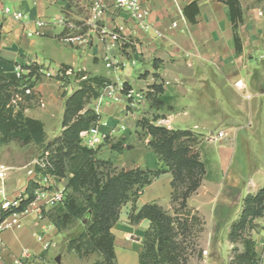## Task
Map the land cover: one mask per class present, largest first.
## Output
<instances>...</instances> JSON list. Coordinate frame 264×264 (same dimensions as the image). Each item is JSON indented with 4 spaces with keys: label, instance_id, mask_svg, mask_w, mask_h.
<instances>
[{
    "label": "crops",
    "instance_id": "1",
    "mask_svg": "<svg viewBox=\"0 0 264 264\" xmlns=\"http://www.w3.org/2000/svg\"><path fill=\"white\" fill-rule=\"evenodd\" d=\"M91 1L5 0L4 4L13 11L21 12L23 19L0 16V57L23 67L36 64L46 69V63H49L56 67V70H50L49 67L46 69L52 73L66 65L74 72L103 76L115 85L128 84L137 91H149L155 84L162 85V97L169 98L168 104L163 107H151V100L145 97L132 107L124 102H111L100 108L102 131L109 134V138L115 140L114 143L123 141L124 147L130 145L131 149L114 151L107 140L97 151V158L114 162L125 170L158 168L161 161L148 145L150 138L142 142L137 135V122L146 112L156 111L164 115L163 124L171 130H190L199 134L203 126V130L213 134L215 132L211 131L210 126H219L218 133L224 132L226 137L210 142L208 136L205 139L207 143L221 142L218 149L219 166L226 178L232 175L231 181H245L237 157H230L224 152L230 149L226 147V140L233 143L241 131L234 127L236 122H230L226 130L221 128L225 122V112L219 119L223 111L218 108V102L221 88L228 86L233 88L234 93L229 96L233 103L232 109L235 106L237 111L246 112L245 100L256 99L258 109L254 114L249 105L248 127H253V115L257 117L264 111V64L256 65L253 62L259 50L264 48V17L258 14L260 11L264 13V0H258L259 3L257 0H241L245 20L239 29L241 51L236 49L230 10L216 0H178L179 6L175 0H149L150 30L139 28L128 14L117 12L113 2L108 0L109 9L103 17V24L109 30L120 29L129 39L127 45L108 53L110 62L106 61L104 44L96 35H91L88 43H70L65 39L69 30L60 23L65 19L77 26L84 25L89 16ZM193 2H197L200 10L196 24H191L182 12L186 5ZM39 22L44 25H38ZM34 92V98L44 99L45 106H28L26 116L40 120L46 132L52 121L59 119L62 131L65 100L72 93L71 87L60 89L59 82H44L38 83ZM27 103L31 104V99ZM209 118L216 119L210 121ZM257 121L264 126L263 117ZM259 170L257 168L255 175ZM260 171L259 183L250 179L253 186L245 193V190H240L239 196L245 198L248 194L257 193L264 183V170ZM172 181L173 175L168 172L156 178L137 200V210L152 203L165 207L172 193ZM66 184L67 179L59 182L63 188ZM233 188L225 183L219 186L214 202L215 229H221L222 224L231 225L236 220L219 216L220 211L225 213L229 209V201L225 199L232 196ZM23 222L24 226L20 229L8 228L0 233V264L9 263L24 251L30 253L31 264H50L52 259L59 256L56 255L57 249H54L59 232L51 224L32 217L25 218ZM116 227L117 230H114ZM149 227L150 221L147 219L142 220L138 226L115 225L112 232L118 264H139V254L143 249L142 233ZM34 234L42 235V241ZM254 241L256 259L264 261V230L255 234ZM49 243L53 247L45 250V245ZM228 246L230 242L226 240L209 241L208 249H204L206 256L199 264H226L224 254ZM189 264L197 262L192 259Z\"/></svg>",
    "mask_w": 264,
    "mask_h": 264
},
{
    "label": "trees",
    "instance_id": "2",
    "mask_svg": "<svg viewBox=\"0 0 264 264\" xmlns=\"http://www.w3.org/2000/svg\"><path fill=\"white\" fill-rule=\"evenodd\" d=\"M216 1L228 6L236 49L241 51L239 29L245 21L241 0ZM182 12L191 24L197 23L200 14L197 2L186 5ZM1 40L0 34V45ZM17 67L29 69L30 78L36 76L32 88L41 78L39 69H43L36 64L18 66L0 57V149L14 141L40 146L46 151L40 158L45 157L48 162L42 172L60 180L67 179L64 201L47 211L45 216L59 233L70 230L77 223L83 226L79 234L68 241V251L84 260L99 256L100 259L92 264H118L112 229L119 222L123 206L137 202L147 186L168 172L173 175L172 201L179 207L175 209V217H172L158 203L147 204L132 217L136 222L145 219L150 221L143 239V250L139 254V264H188L190 237L195 228L198 227L201 233L204 227L202 218L195 215L188 205L207 172L199 149H196L199 136L190 130H171L155 125L154 120L141 119L137 127L150 136L149 146L164 166L155 170L137 168L112 171V163L97 159V151L84 146L80 137L82 132L96 126L101 120L93 109L86 108L87 104L98 99L104 88L113 84L112 81L83 71L74 72L66 65L61 66L60 72L71 71V74L57 77L59 81L75 77L80 83L65 101L60 135L45 145L44 124L25 115L26 105L13 103L15 94L20 92L17 90ZM131 89L128 84H124V92ZM150 89L153 90L149 99L151 107L159 108L168 104L169 98L162 97V85L155 84ZM30 99L32 97L27 96L26 102ZM111 148L118 152L131 149L130 145L124 147L123 141L112 144ZM35 188L30 183L27 185L25 194L29 199L23 202L21 209L34 198ZM8 215L9 212H0V224ZM260 218L264 219V185L255 195L244 198L242 215L232 226L231 243L241 240L245 250L231 264L259 263L255 252L256 242L243 234L254 230L257 226L255 221Z\"/></svg>",
    "mask_w": 264,
    "mask_h": 264
},
{
    "label": "rangeland",
    "instance_id": "3",
    "mask_svg": "<svg viewBox=\"0 0 264 264\" xmlns=\"http://www.w3.org/2000/svg\"><path fill=\"white\" fill-rule=\"evenodd\" d=\"M259 51L260 53L253 60L254 64L256 65L264 64V48H261ZM262 56L263 58H261ZM48 67L50 68V70H56L55 66H53L52 64L46 63V69H48ZM55 74L56 72H53V76L49 78L41 77L38 80L37 84L44 83V82H47L48 84H57V82H59L60 89L65 88V87H68V88L71 87L72 93L78 88L80 80L76 79L75 77H70L69 80L59 81L58 78L55 76ZM232 89L233 88L230 86L221 88V91H220L221 97L219 98L218 108H221L223 112L219 114V119H221V114L225 112L223 120L227 123L225 124L224 122L221 128L223 130H226L229 128L228 125L230 124V122H236L234 127L237 128L238 130L240 129L241 132L237 134V139L233 140V143L229 140H226V143H227L226 147L228 146V148L230 149L224 152L226 153V155L227 154L230 155V157L231 156L237 157L236 159H237V164L239 166V169L242 170V174H244L243 176L246 177V179L245 181L243 180L241 183H236L235 179L231 181L232 175H230L229 178L227 179L226 175L220 170V166H219L220 157L218 154V149H219V145L221 144V142L207 143L208 140L206 141L205 139V136H208L209 142L212 141L213 140L212 136H217L218 134L219 126L217 127L215 125L210 126L212 127L211 131L215 132L213 134H211L208 131L206 132L205 130H203V126L200 127L201 130L199 134L194 132L195 135L199 136V139H198L199 146H196V149H199L201 159L206 165V169H207V172L203 179L201 187L195 194H193L190 197L188 201L189 208L194 210L195 211L194 214L201 217L204 222V227H203L202 232L201 233L198 232L199 228L197 227L195 228L193 235L190 237L191 238L190 239V249L188 251L190 255L189 262L192 259H194L197 262V264H199V262L206 256V251L204 249H208V243L211 240H214L216 242L226 240L227 242H230V246H228L225 249V254H224L226 264H231L233 260L235 259V257L240 252H243L245 250L241 240H237V242H235L234 244H232L230 240V233L232 230V226L234 225V223H236V221H239L242 215V211H243L244 198H242V196H239V193H240V190L242 192L245 190L244 193L248 192V188L250 186H253V183L250 181V179H252L253 181H256L258 184L260 181L259 179H261L260 170L262 171L264 170V126H261L257 121V120L260 121L262 117L264 118V111H262V113L257 117L256 115H253V119H254L253 127H248L249 118H250L249 117V105L251 104L252 112L254 114V111L258 109L257 108L258 103L256 102L257 100L256 99L252 101L245 100L246 112L245 110L244 112L237 111L235 106H233V109H232L231 107L233 103L229 97L234 94ZM67 92H69V90H67ZM137 92L142 93L143 97L144 98L146 97V99L148 100L151 98L150 95L153 94V90H149V91L142 90V91H137ZM64 96H66V94ZM31 101H32L31 104H28V103L25 104L26 108L30 105L35 106L36 104L40 106L38 101H40V103H43V105L45 106L44 99L37 100L36 98L35 99L32 98ZM94 101L95 100L90 101V103L87 104L86 108L93 109ZM144 115L145 116H143L141 119H148L149 121L154 120L155 125L166 127L165 124H163L164 121L162 120L165 118L163 114L158 113L156 111L153 113L148 111ZM215 119L216 118L214 119L209 118L208 120L215 121ZM202 120L206 121L207 119H202ZM46 130L47 132L45 131L46 132V142H45L46 144L45 145L52 143L60 135L61 133L60 132L61 131L60 120L59 119L53 120L51 125ZM137 135H138V138H140L142 142H144V140L147 139V137L150 138V136H148L147 133L141 128H139V132H137ZM114 141H115L114 139H110V138L108 139V143L111 145L114 144ZM104 145L105 144H103L102 146ZM102 146L97 148L96 151H98ZM45 152L46 151H44V149L40 146H37L33 143L24 144L21 141L11 142L10 144L4 145L0 149V164H5L9 168L8 181H7V191L9 194H12V193H16V195L17 194L21 195L22 193L25 194V190H23V187H25V185L26 186L28 185V181H29V180L27 181V179H29L28 170L33 167V163L37 159L44 156ZM108 162L112 163L111 164L112 166L110 167V170L112 171L119 172L121 170H125L124 168H121L120 166H116L114 162H111V161H108ZM163 166L164 165L161 164L158 168L163 167ZM257 168L260 170L255 175ZM218 180L219 182H217ZM223 183H225L226 186L234 187V188L231 191L232 196L228 200L225 199L227 202L229 201L228 203L229 209L225 213L220 211L219 216H221L222 219H226L227 217H229L231 219L236 218V220L231 225L225 226L222 224L221 229H215L213 227L214 220H215L214 210L216 207V204L214 206V202H215L217 193L219 191V186H221V184ZM234 184H237V185H234ZM263 185L264 183L262 184V187ZM172 192H173V189H172ZM255 194L256 193L248 194V195H255ZM165 203H166L165 207L160 205L162 209L164 210V212H166L168 215L172 217H175V209L179 207L178 204L172 201V196H170V198ZM136 205L137 204L135 202V203H128L125 206H123L121 213H120V217L122 218V220L119 221L120 223H117L119 224V226L120 225L138 226V224L142 220L136 222L132 218L136 214H138V212L140 211V210L139 211L137 210L138 208ZM180 214H182V212ZM45 222L48 224H51V222L48 219ZM255 225L257 226L254 230L245 232L243 236L248 239L254 240L255 234L258 233L259 230H262V227L264 225V219L260 218L256 220ZM82 228L83 226L80 223H77L70 230H64L61 233H59V235H57V240L55 241L56 247H54V249H57L58 252L56 255L57 256L59 255V256L56 259H52L50 261L51 262L50 264H92L94 261H97L98 259H100L99 256L94 255L90 260H84V259H80L74 252L68 251L67 249L68 241L76 237L79 234V232L82 230ZM114 230H117V227ZM147 230H145V232ZM145 232L142 233L143 234L142 235V245H143V239H144ZM135 236L139 237L138 234H135ZM129 238H130V235H129ZM58 258H59V262H57Z\"/></svg>",
    "mask_w": 264,
    "mask_h": 264
},
{
    "label": "built area",
    "instance_id": "4",
    "mask_svg": "<svg viewBox=\"0 0 264 264\" xmlns=\"http://www.w3.org/2000/svg\"><path fill=\"white\" fill-rule=\"evenodd\" d=\"M108 0H92L89 6V16L84 25L77 26L72 22L61 20L60 23L64 25L68 30V36L66 40L70 43H88L91 40V35H96L99 40L104 44L106 52V61L110 60L108 53L118 50L124 45L129 43V39L121 32L120 29L116 28L113 30L107 29L103 24V17L106 15L109 6L107 5ZM113 2V7L120 14H128L136 25L145 30H150L151 26L148 23V19L151 15V9L149 7V0H110ZM5 0H0V16L2 17H13L16 20L23 19L21 12L13 11L11 8L4 4ZM178 5V0H175ZM260 17H264V13L260 11ZM38 25H44L43 22H39ZM174 26H176L174 24ZM110 62V61H109ZM71 71L66 73L56 72V77H65L70 75ZM29 69L16 68V76L19 79L18 91L15 94L13 103L16 105L22 103L25 105L26 97L30 96L33 99L35 96L34 88L31 84L36 81V76L30 78ZM41 77H52L53 73L46 69H39ZM143 95L134 89L124 92V84H112L108 85L102 91V94L98 99L94 101L93 110L99 114L100 108L108 103H121L124 102L128 106H134L136 102L143 99ZM37 100L40 98H36ZM41 107H44L43 103L38 101ZM26 110V108H25ZM101 121L91 129L81 133L80 137L82 144L90 149L96 150L103 144H106L109 139V134L102 131L100 128ZM226 137V133L219 132L217 136H212L213 140L222 139ZM48 166V162L43 158L37 159L33 163V167L28 170L29 181L33 187L36 188L33 191L34 198L21 209L23 202L29 199L27 194L11 195L7 191V181L9 168L5 164H0V212H9V215L0 224V233L8 228L20 229L24 226V219L32 217L40 222H45L47 217L45 214L51 208L61 204L65 199V188L59 186L61 181L56 176L48 173H43L44 169ZM39 171H38V170ZM44 230L46 228L44 227ZM34 236L42 241L43 236L34 234ZM53 246L52 243L46 244L44 249L48 250ZM7 264H31V255L28 251H24L20 256L13 258ZM258 264H264V261H259Z\"/></svg>",
    "mask_w": 264,
    "mask_h": 264
},
{
    "label": "water",
    "instance_id": "5",
    "mask_svg": "<svg viewBox=\"0 0 264 264\" xmlns=\"http://www.w3.org/2000/svg\"><path fill=\"white\" fill-rule=\"evenodd\" d=\"M57 262H59V259H57Z\"/></svg>",
    "mask_w": 264,
    "mask_h": 264
}]
</instances>
